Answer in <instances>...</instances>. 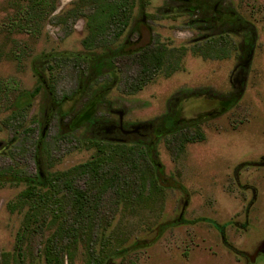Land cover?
Here are the masks:
<instances>
[{"label": "rangeland", "instance_id": "1", "mask_svg": "<svg viewBox=\"0 0 264 264\" xmlns=\"http://www.w3.org/2000/svg\"><path fill=\"white\" fill-rule=\"evenodd\" d=\"M90 10L85 0H0V168L20 170L0 175V264L5 253L16 258L8 264H45L42 228L22 233L27 205L10 211L7 202L28 183L42 186L47 172L90 159V139L143 149L159 186L139 205L104 194L106 229L93 242L96 252L116 253L108 264H245L264 235V0H134L115 42L87 50ZM145 27L188 50L181 69L124 92L136 67L119 49ZM218 42L227 56L189 50ZM39 82L8 122L16 95ZM176 112H211L199 122L204 138L180 149L177 134L161 135ZM85 251L78 242L74 264Z\"/></svg>", "mask_w": 264, "mask_h": 264}, {"label": "trees", "instance_id": "2", "mask_svg": "<svg viewBox=\"0 0 264 264\" xmlns=\"http://www.w3.org/2000/svg\"><path fill=\"white\" fill-rule=\"evenodd\" d=\"M85 2L91 10L83 14L87 30L86 36L81 40L83 47L91 50L114 43L129 23L134 0ZM146 31L148 37L141 34L137 41L124 47L130 64L136 67L135 72L123 80L124 92L134 93L157 73L168 76L182 67L181 60L188 49L185 46L168 47L147 28ZM218 44H197L189 50L204 58L227 56L229 49L220 45V42ZM48 67L52 69L53 66L48 64ZM47 86L51 91L54 89L49 80ZM43 88V84L39 82L31 90L20 91L12 102L7 121L18 117ZM61 102L63 106L65 101ZM221 110L216 108L215 112ZM210 113L204 112L191 117L180 116L179 112L171 113L163 121L159 132L161 135L177 134V145L182 149L186 142L204 138L199 122ZM84 145L94 148L90 159L64 170L47 172L42 186L28 183L15 199L7 202L10 211L27 205L22 233H32L35 229L42 228L45 233V264H65V261L67 264H74L75 246L78 242L86 248L82 264H108L109 256L116 253L96 252L93 242L106 229L107 216L102 209L104 194L111 192L115 196V202L138 205L153 202L158 194L154 167L140 147L96 139L87 140ZM42 146L46 149L45 142ZM5 174L19 175L20 170L7 165L0 168V175ZM81 180L84 184H80ZM8 255L13 261L16 260L14 254L5 253L2 264H8Z\"/></svg>", "mask_w": 264, "mask_h": 264}, {"label": "flooded vegetation", "instance_id": "3", "mask_svg": "<svg viewBox=\"0 0 264 264\" xmlns=\"http://www.w3.org/2000/svg\"><path fill=\"white\" fill-rule=\"evenodd\" d=\"M146 28L149 30L148 27H145V29ZM138 39H136L135 41H137ZM131 43H133V42H128V43L124 44L119 49L120 54H122V55H124V56H126L128 58V55L124 53L125 52L124 51L125 50L124 47L129 45V44H131ZM110 142H112V141H110ZM119 143H122V142H119ZM254 246L255 247H254V249H253V251L251 253V256H249L246 259L245 264H264V235L260 239H258V241L255 243Z\"/></svg>", "mask_w": 264, "mask_h": 264}]
</instances>
